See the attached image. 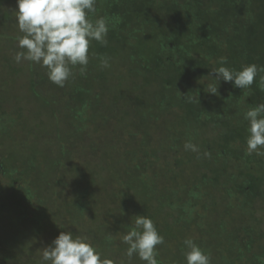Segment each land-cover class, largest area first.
<instances>
[{
  "label": "trees",
  "instance_id": "obj_1",
  "mask_svg": "<svg viewBox=\"0 0 264 264\" xmlns=\"http://www.w3.org/2000/svg\"><path fill=\"white\" fill-rule=\"evenodd\" d=\"M96 7L93 19L120 17L121 22L110 27L107 46L92 42L90 53L95 55H90L86 74L77 66L64 87L53 84L39 64L0 55V76L9 79L0 90V149L5 156L0 166L10 168L5 172L11 177V188L2 181L0 191V221L5 216L8 224H0V255H6L0 256V264H24L23 252L33 251L43 234L53 241L66 231L86 239L116 264H132L139 258L125 257L123 263L116 258L137 215L150 217L164 237L158 246L160 264H186L185 239L209 254L211 264H264V149L260 155H246L244 119L249 107L264 103V90L257 78L248 90L221 81L217 95L206 93L212 83L207 76L222 57L236 70L253 63L264 66V0H98ZM17 10L16 0H0L2 49H12L23 35ZM101 56L109 58L110 67L100 66ZM21 77L27 79L22 83ZM102 84L111 88V101L107 114L96 122ZM14 88L25 94L27 104L12 97ZM55 88L63 89L58 98L61 118L53 117L55 96L49 99ZM187 94L199 97L200 103L187 102ZM32 100L41 102V112L25 113ZM46 110L53 117L50 128L37 123ZM59 124L67 134L58 131ZM44 127L45 141L52 137L50 145L60 146L47 175L38 152L43 146L32 141ZM116 127L123 138L116 137ZM103 129L110 146L100 148L111 156L106 165L120 175L117 187L102 175L101 161L92 169L91 163L73 165L75 151H94ZM15 133L17 141H8ZM164 133L172 144L157 143ZM84 138L90 141L86 144ZM187 142L199 152L179 157ZM164 156L173 158L174 166L161 165L158 158ZM189 171L193 186L164 191ZM48 186L54 190V210L49 212L39 203L40 191ZM11 190H22L26 203L14 201ZM212 192L219 197L213 198ZM101 196L106 205L100 204ZM11 199L13 211L7 207ZM55 213H64L60 219H65L54 221ZM103 214L111 217L110 224L101 221ZM43 249L32 263L50 264L42 262Z\"/></svg>",
  "mask_w": 264,
  "mask_h": 264
},
{
  "label": "clouds",
  "instance_id": "obj_2",
  "mask_svg": "<svg viewBox=\"0 0 264 264\" xmlns=\"http://www.w3.org/2000/svg\"><path fill=\"white\" fill-rule=\"evenodd\" d=\"M16 19L19 31L15 61L39 64L47 70L48 79L59 87H64L72 77L73 69L79 67L85 75L90 60V46L93 41L107 46L110 27L121 22L120 17L101 16L93 19L97 12L98 0H16ZM100 66L110 67L108 57H98ZM227 59L221 58L219 66L212 69L207 77L212 83L206 93L217 95V82L232 83L234 88L248 90L259 78V86L264 90V66L247 64L236 70L227 66ZM187 102H199V97L183 95ZM248 121L246 155L261 154L264 149V103L249 107L244 112ZM185 150L199 152L197 145L187 142ZM205 155H209L205 153ZM135 224L122 237L128 247L125 255L129 260L134 256L145 264H160L158 246L165 243L154 221L146 215H137ZM112 239L111 235L108 237ZM184 259L186 264H211V257L193 239H185ZM42 262L50 264H116L103 256L86 239L72 231L60 232L51 245L43 249Z\"/></svg>",
  "mask_w": 264,
  "mask_h": 264
},
{
  "label": "rangeland",
  "instance_id": "obj_3",
  "mask_svg": "<svg viewBox=\"0 0 264 264\" xmlns=\"http://www.w3.org/2000/svg\"><path fill=\"white\" fill-rule=\"evenodd\" d=\"M4 40H1L0 41V50H2V52L0 53V55H6L7 57H10V55L11 56H15V52H18V51H20V49L17 47V45L16 46H13V48L12 49H9V48H4L3 47V49L1 48V45H3L4 44V42H3ZM7 44V43H6ZM149 64V63H148ZM21 66V65H20ZM108 68V67H107ZM2 72V67H0V73ZM25 74V73H24ZM25 75H27V74H25ZM21 79H22V83H23V80L24 79H27V78H22L21 77ZM6 80V81H5ZM4 80V77L3 76H0V90L3 88V85H4V81L5 82H9V79H5ZM22 83H21V81H20V85L23 87V85H22ZM109 91H112L111 90V88L109 87V85L108 84H102L100 87H99V92L104 96V98L103 99H100L99 100V102L95 105V113L97 114V116H95L94 117V120L97 122V120L96 119H98V120H100V119H102V118H104V115H106L107 114V104L111 101V99H110V92ZM63 92V89H60V88H55V89H53V90H51L50 91V95H49V99L52 97L53 98V95L55 96V98H56V100L53 98V103H54V105H55V111L53 110V113H54V115H53V117L55 118V116H57V117H59V118H61V114H62V109H63V103L62 102H60V100H58V98H59V96L61 95V93ZM18 90H17V88H14V93H13V98H16V97H18V98H16V99H19L20 101H24V103L25 104H27L28 103V101L26 100V96H25V94L23 93V92H21L20 94H19V96H18ZM42 97L44 98V96L42 95ZM16 99H14V101H13V103H15V101H16ZM26 100V101H25ZM38 104V105H37ZM18 105V107L20 106L19 104H17ZM41 102L40 101H38V103H36L34 100H32V105L30 106V107H28L27 109H29V111H26L25 110V113H30V112H32V113H34V114H37V111H39V112H41L42 111V109L40 108L41 106ZM10 109H12V107L10 106L9 107ZM17 110H20L21 111V109H15V111H17ZM61 111V112H60ZM43 112H45L44 113V117H40L39 119H37V123L39 122V123H42V124H45V125H48V127L50 128V125L52 124V121H50V120H52V115L49 117V115H50V112H47V110L46 111H43ZM63 116V115H62ZM163 121L161 122V125H163ZM55 124H56V122H55ZM59 129H58V131L59 132H61V133H64V134H67V131H66V129H65V126H64V124H59ZM45 128V127H44ZM116 129H117V127H116ZM164 129V128H163ZM48 129H44L43 131H39V132H36L35 133V135L33 134V137H32V141H33V144L34 145H41V146H43V147H39V151L38 152H41L42 154H43V158H44V160H45V163H44V165L46 166H44L45 168H47L46 170V172L44 173V174H49V161L50 160H52V157L54 156V154H57L59 151H60V146L58 145V144H54L53 145V143L50 145V143H51V138L52 137H49V139L48 140H46L45 141V137H46V131H47ZM120 130L119 129H117V134H116V137H118V138H123V135H122V133H121V131L119 132ZM48 132V131H47ZM119 132V133H118ZM37 133L39 134V138H38V135H37ZM54 133H56V131H54ZM50 135H53V133L51 132V134ZM168 135H170V134H168ZM37 137V138H36ZM171 137V136H170ZM172 137H178V135L177 136H175V135H173ZM17 138H19V135H18V133H15V134H13V138H7V140L8 141H13V140H16L17 141ZM97 139H98V145L97 146H95L94 147V151H91V152H88V153H83V152H81L80 150H78V152H76L75 151V154H76V156L75 157H73V160H74V158H76V160L75 161H77V164H74L73 162H71V163H73V165H84V163H91V169H92V167L94 168L97 164H99V162L101 161V163H103L102 165H103V170H104V172H103V176L104 177H108L107 179H108V181L110 182V184H112L113 185V187H117L116 185L118 184V182H117V178L120 176L117 172H116V170L114 171V167H112V168H109L106 164L108 163V160L110 159V155H108V151H107V155H106V152H104L103 151V148H100V147H102L101 145H106V146H110V141L107 139V137H106V135H105V129H103L102 131H101V135H99V137H97ZM111 139V138H110ZM34 141H36V142H34ZM90 141V139H88V138H84V142L87 144L88 142ZM111 141L113 142V139H111ZM37 142H41V143H37ZM50 142V143H49ZM165 142L166 143H169L168 145H170V144H172L171 143V139L169 138V137H167L166 136V134L164 133V134H159V137H158V139H157V143H160V144H163V146H165ZM49 143V144H48ZM77 142H73L72 144H76ZM8 144V143H7ZM101 144V145H100ZM174 145H177L178 143H173ZM78 146H80L79 144H77ZM85 145V144H84ZM24 149V148H23ZM41 149V150H40ZM98 149V150H97ZM181 149H182V151L180 152V154L179 155H181V156H179V157H182V156H184V154H188L189 152H191V150H185V148H182L181 147ZM13 152H15L16 154H17V156H18V152L16 151V150H14ZM13 152H12V154H13ZM3 153V151L0 149V159H4L5 158V156H4V154H2ZM20 153L22 154L23 153V151H20ZM170 153H171V151H170ZM12 154H11V158H10V161H11V163H15L16 162V160L14 159V158H12ZM1 156H3L4 158H2ZM15 157V156H14ZM115 157V156H114ZM159 159V161H160V164L161 165H164V166H167V167H172V166H174L173 164V162H175L174 160H173V158H168V157H166V156H164V158H158ZM9 160V159H8ZM15 160V161H14ZM4 161H5V159H4ZM58 161V160H57ZM74 161V162H75ZM101 167V166H100ZM45 168H43V169H45ZM7 169H10V168H4L3 169V167H1L0 166V191L2 190V186L4 185V184H2V181H5V183H7L6 185L9 187V188H11L10 186H9V182H8V178H11L10 176H9V173L8 172H5V170H7ZM50 169L51 170H53L54 171V168L53 167H50ZM61 172H62V168L60 169V170H58V173H60L61 174ZM90 172V171H89ZM60 174H56L55 176H57V177H60ZM54 175V174H53ZM62 175V174H61ZM63 176H65V175H63ZM153 179V178H152ZM193 174H192V172H188V173H186L184 176H183V178H178V182H173V185H171V187H170V189H166V188H164V191H172V190H178V188L177 187H179V186H182V187H186V186H189L190 184L192 185L193 184ZM225 183V181H223V183H222V185ZM194 185V184H193ZM192 185V186H193ZM17 187H19V185L17 184ZM225 187H226V185H225ZM110 189H112V188H110ZM218 189H221V190H223V189H225V188H216L215 190H218ZM186 190V189H185ZM12 191V190H11ZM22 191V190H21ZM20 190L19 191H12V192H10V195L11 196H14L15 197V199H13L14 201H16V202H19L20 204H24V203H26V201H25V199L23 198L24 197V194H22V192H21ZM53 194H54V190H53V188L51 187V186H48L47 187V190L46 191H44V190H41L40 191V201H39V203L40 204H42L47 210H48V212H49V210H54V205H53ZM212 194L214 195V197L213 198H218L219 196V194L218 193H215V192H212ZM106 195V194H105ZM107 196V195H106ZM100 198H102V196L100 197ZM98 200H99V202H100V204H102V205H106L105 203L107 202L106 200H103V198L102 199H99L98 198ZM14 205V202H12V199H11V202L9 203V205H7V207H9L10 209H8V210H14L13 208H11L12 206ZM9 211V212H10ZM55 215H56V213H55ZM62 215H65L64 213L62 214ZM60 213L59 214H57L56 215V218H55V216H53V219H54V221H62L63 219H65V217H62V219H60V216H62ZM66 216V215H65ZM108 215H106V214H103L102 215V219H101V221L105 224V225H108V224H110L111 222H110V218L111 217H107ZM8 219V218H7ZM5 221V216H3V218L1 219V221H0V224L2 225V226H7L8 224L7 223H5L4 222ZM8 221H9V219H8ZM58 222V223H59ZM44 235H46V234H43V236H41L40 237V240H38L36 243H34V245H35V247H34V249H32L33 251H31V252H27V250L26 251H24L23 253H24V255H23V258H24V264H27V262H31V264H34V263H32V260H36V259H38L39 258V253L42 251V249H43V247H41V245H44L45 247L48 245V242H51L52 240L49 238V236H47V237H45ZM48 239H50V240H48ZM39 241H41L42 242V244L41 243H39ZM37 244H38V247H37ZM29 244H27V246H28ZM19 247V246H18ZM119 247H121V249H123L124 251H122V253H121V255L120 256H118L116 259H118V261H120L121 263H123L124 262V258L125 257H127L126 255H125V253H126V249H127V245L126 244H124L123 242H121V245L119 246ZM29 250V249H28ZM21 251V250H20ZM30 253H32V255L34 256V258H32V256L30 255ZM1 257H6V255H4V254H1L0 255ZM132 264H141L140 263V260H137V259H134V263H132Z\"/></svg>",
  "mask_w": 264,
  "mask_h": 264
}]
</instances>
